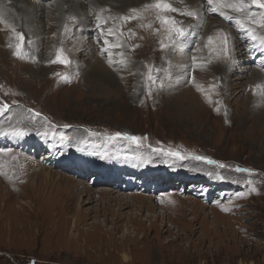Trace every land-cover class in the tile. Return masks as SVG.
<instances>
[{"label": "rangeland", "instance_id": "obj_1", "mask_svg": "<svg viewBox=\"0 0 264 264\" xmlns=\"http://www.w3.org/2000/svg\"><path fill=\"white\" fill-rule=\"evenodd\" d=\"M35 2L39 3L38 0ZM187 2L178 9L180 12H203V8L195 9L199 0ZM201 3L209 6L206 0ZM144 6L135 8L141 10V19L130 22L150 24L151 27L134 32L135 42H127L118 36L115 41L107 38L116 43L118 37L122 42L129 68L115 67L120 59L116 55L118 47L107 50L113 55V69H99L102 75L95 73L97 69H53L52 60L45 62L41 54L42 44L46 42L47 47L52 44L40 34L30 39L31 32L27 28L15 29L12 35L15 44L16 33H23L25 37L23 58L14 55L15 45L5 54L0 51V106L8 105V111L0 114V131L24 128L28 132L24 137L33 143L13 145L20 139L16 137L15 141L8 137L12 142L9 145L0 143V264H264V154L260 152V140L255 141L257 135L252 137L251 133L258 123L254 116L260 108L261 96L264 102V94L258 93L259 101L249 107L251 93L246 91L251 82L258 81L252 79L259 72L249 71L244 76L233 74L234 78L240 79L237 81L240 87L232 94L227 86L221 91L224 98L217 102V109L226 113L224 120L211 114L200 93L197 99L202 107L195 109L197 115L185 116L183 113L182 117L173 111L178 109L179 103L182 106V95L204 90L205 82L200 76L195 78L196 73L210 75L213 72L208 60L204 63L196 60L193 65L194 53L196 58L198 53H204L202 30L198 32L199 18L180 14L183 21H176L187 32L170 41L164 26L156 19L157 10L144 11ZM250 10L257 11L254 7ZM213 17L207 19V23L215 24L217 21ZM207 23L203 25L204 36L216 38L217 33L212 35L216 26L206 27ZM228 26L238 32L234 22ZM108 29L98 23L93 30H84L75 37L63 27V37H70L63 48L72 65L83 61L92 63L94 56L106 48L103 41ZM232 33L233 30H228V34ZM257 33L264 34V31ZM142 34L147 37L140 38ZM37 41L41 45L38 50L33 49L38 44L33 42ZM176 41L179 43L174 49L184 45L190 51L186 81L188 86H193L162 103L159 100L156 107L157 98L146 101V93L155 84L160 85L161 80H164V87L167 81L181 76L180 69L170 72L171 67L167 64L174 52L169 48ZM250 42L245 39L243 44L253 53L250 55L248 51V57L254 56L252 65L264 73V52H256L257 45L252 47ZM74 44L84 49L85 57L79 61L70 55ZM130 45L143 47L145 54L138 58L141 61L135 59V54L131 55ZM242 48L235 47V51L242 53ZM214 49L213 52L221 53L218 48ZM0 50L5 51L4 48ZM30 53L39 59L35 61ZM88 53H93L90 60ZM225 56L221 54L227 63ZM210 64L214 65L211 61ZM231 65L236 66L237 60ZM247 65V62L240 63L238 68L243 71ZM136 66L141 69H135ZM146 67L152 70L151 75L157 77V81L145 79ZM216 67L215 71L220 73L222 66ZM227 70L228 66L224 72ZM64 76L68 77L67 81L62 78ZM218 77L222 83L224 77L221 75L208 77L209 85L205 90L209 94L220 92L215 87L219 85ZM251 87L256 89L257 85ZM182 107L181 110L186 108ZM35 113L41 115L37 117ZM262 122L261 134L264 135V120ZM45 132L47 136L43 135ZM117 132L142 137L141 145L123 139H108ZM61 135L66 136L67 141L61 142ZM37 137L41 138V148L34 144ZM54 143L60 147L52 151ZM154 148L163 151L154 152ZM168 150L178 151L185 158L169 156ZM60 155L72 157L76 163L87 166L82 168L69 160L65 165L70 169H61L57 162ZM195 156L207 157L226 167L207 164L194 159ZM94 162L110 166L120 187L114 189L100 182L98 185V173L87 172L89 167L96 169L99 165ZM236 169L250 171L238 172ZM136 171L140 177L143 171L155 175L149 179V185L143 187L146 180L141 179L140 187L134 189L135 182L129 178L137 176ZM47 173L50 175L46 176ZM50 176L53 180L48 181V189L44 188L38 205L34 206L29 198L39 195L37 188L44 184L45 177ZM60 176L64 179L57 182ZM168 176L170 181L166 180ZM109 177V181L113 179ZM57 187L66 191L67 200L73 199V212L64 208L56 210ZM102 189L112 198L124 195L126 201L137 199V202L120 208L114 199L111 202L100 198ZM86 190L94 195L90 198L86 194L78 196ZM7 191L14 198L6 195ZM70 194L85 203H77V198L69 197ZM38 206L41 216L35 217ZM78 208H82L79 217ZM44 215L46 218H42Z\"/></svg>", "mask_w": 264, "mask_h": 264}, {"label": "bare ground", "instance_id": "obj_2", "mask_svg": "<svg viewBox=\"0 0 264 264\" xmlns=\"http://www.w3.org/2000/svg\"><path fill=\"white\" fill-rule=\"evenodd\" d=\"M35 1H33V0H0V48H4V50H5V51H2V50H0V51L3 52L4 54H5V52H8V49H11L15 45L14 36H12L14 34V32L12 31V29L13 28L14 29H18V28H25L26 29L27 28L28 30L30 29L29 31L31 32L29 34L30 39L33 36H38V34H40L41 37L43 36V38H48L47 41L52 44L50 47H47L45 45L46 42L44 43V41H42V43H44V44H42L43 48L41 49V54H42V59L45 60V62L50 61V60H52V61L55 60L57 53L60 50H62V54H63L64 58H66L68 61H70L67 53L64 51V48H63V45L65 43L69 42L68 41V38H70L69 35L71 33H74V36L76 37L77 34L79 35L84 30H93V27H96V25L98 23L101 24L100 21L97 20V16H100L103 19H107L108 22L106 24H104V26L119 30V32L117 33L118 37L126 39L127 42H135V38L133 37L134 35L130 36L129 33L130 32H133V33L137 32L138 33L139 31H142L145 27H141L140 25H142V24L145 25V24L144 23H135V21L130 22V23H125V22H123L122 17L125 15H130L131 9H135L138 6L147 5V3L151 2V0H83V1H81V0H48V1L38 0L39 3L35 2ZM168 2L171 3L177 9L182 8L183 5L188 3L187 0H168ZM196 5H197V8H195V9H197L198 11H199V9L203 8V12L201 14H196V17L199 18L198 32H199V30H202L201 36H202V40L204 41V43L202 44L203 48H201V49H202V51H204V53H198L199 54L198 58H196L197 54L194 53L195 58L198 62H201V63H204V62H206V60H208L209 61V67L211 69H213V72L210 75H205L202 72H198V73H196L195 78H196V76H200L202 78V80L205 82V86L209 85L208 77H210L212 79V78H214V76H220L221 75L224 78H223V82L221 83L220 79L218 77L219 85L215 86L220 90V92H218V93L213 92V93L209 94L208 92H206L205 86H204V90L202 92L199 91V92H195L193 94L191 91H189V92H187L189 95L183 94L182 98L180 100L182 102V106H185L186 108L184 110H181L180 107H182V106H180V103H179L178 104L179 106L177 107L178 109L173 110V111H176L179 114L183 115L182 117H184L183 113H185V116L186 115L187 116L188 115H193V116L197 115L196 114L197 112L195 113V111H196L195 109L200 108V106L202 107L200 101L197 99V94L200 93L201 94V97H200L201 100L206 99L203 104L206 108H208L210 110L211 114L218 116L222 120H224L226 113L224 110L222 112V111H219L217 109V102L221 101L220 99L224 98V92H221V91H223L227 86L229 87L232 94H235L234 91L240 87V83L237 82V81H240V79L234 78L233 74L242 73L241 76H244L249 71L250 72L258 71L261 74V76H260L259 73H255L252 81H255L256 78L258 81L251 82L250 88L248 90H246L247 93H249V92L251 93V101H250L249 107L250 106L252 107L256 101H259L258 100L259 99L258 93H260L261 95H262V93L264 94V73L260 69H257L255 66L252 65V57H254V56H252V57L249 56L250 58L248 57V54H249L248 51L251 52V49L248 48V51H247V49L243 45L244 40L246 39L244 37V34H240L239 30H238V32H236V29H233V28L228 26L229 23H231V22L233 23V20L225 19L222 15H220L219 12L216 11L215 5L207 6L205 4H202L201 0H199V2L196 3ZM53 7L55 9H53ZM51 8L53 10H50ZM221 11L227 12V14L229 16L233 17V19H235L237 16L240 15L238 13L232 12L229 9H222ZM97 12H100V14L97 15ZM167 15L170 17H173L175 20H178L180 22L183 21L180 19L181 17L179 18V15H180L179 12L167 13ZM213 15H215L216 17L214 18ZM188 17H186V18H188ZM210 17H213L214 20L217 22L215 24L207 23V19H209ZM190 18H193V17H190ZM94 22L96 24H94ZM205 23H207L206 27L209 25H210V27L216 26V28L212 34V35H215L217 33L218 36L216 38H214L213 36H208V37L204 36L203 28H205V26L203 27V25ZM40 27H42V30ZM63 27H66V31L69 32V35L67 36V38L63 37V32H62ZM253 27L257 31H261V32L264 31V29L259 28L255 25H253ZM230 29L233 30L232 34H228V30H230ZM221 33H225L229 37L228 52L230 54H228V55L223 50L222 45L220 43ZM99 36H101V34H99ZM105 36H106V39L112 38L111 39L112 41H115V39H116V36H108L107 34H105ZM139 37L142 39H145L147 37V35L142 34ZM209 37L213 38V43L211 45L208 43ZM33 43L34 44L38 43V44L33 46V49L38 50L39 49L38 47L41 46L39 44V42L37 41V42H33ZM178 43L179 42L176 41V43L173 44L172 47L169 48L170 51H174V52L171 53L172 58L168 59L167 64L170 65V67H171L170 72L172 70L174 71V69L175 70L180 69L179 73L181 74V76L175 78L173 81H167V83L164 87L162 85V82L164 80H161L160 85L155 84L154 88H151L146 93V95L144 96V99L146 101L148 99H151L152 97H156L157 98V102L155 103L156 107H158L157 103H159V100L162 103L164 99H168L170 97L173 98V97L177 96V94H180L183 91H186L187 89L190 90V88L193 86V85L188 86L187 81H186L187 69L190 66V64H188V61L190 62V59H189V57H190L189 52L190 51L184 45L182 48L177 47V49H174L173 48L174 45H177ZM250 43H251L252 47L257 45L254 48L256 50V52L261 51L260 45L258 43H253L252 41ZM10 45H11V47H10ZM235 47H240V48L243 47L241 49L242 53H237L235 51ZM81 48H82V46H79V44H74L72 49H71L72 51H71L70 55H72L73 59L76 61H79L81 57H85L84 52H83L84 49H81ZM214 48H218L219 50H221V53L219 54L218 52H213L212 50ZM104 49L105 48L102 49L103 51L101 50L99 52V55L94 56L95 60L92 63L90 62L88 64L87 61H83V63H79L77 65H72L71 61L67 65H63L60 63H53L54 68L53 67L52 68L53 69H97L98 71L95 73L102 75L103 72L99 69H113V67H112L113 62L112 63L109 62V56H111V61H112L113 55L111 53H109L108 51H105ZM118 49H119V51L116 55H117V57H120V59L118 60L119 62L117 63V65L115 67H118V68L119 67L123 68L124 66L128 67L127 66L128 61L126 60L127 57L124 56L125 50H124L123 46L119 47ZM142 49H143V47H139L137 45H130V52H132L131 55L135 54L136 55L135 59L138 61H141V60H139V59H141L140 58L141 54H145V52H143ZM171 49H174V50H171ZM36 50H35V52H36ZM29 51H33V50L29 49ZM121 53H123V57H121V55H120ZM222 53H224V55H226L225 57L227 59V63H224V61H223L224 57H221ZM30 55L34 58L35 61H37L36 58L39 59L37 56H35V54L30 53ZM51 55H53V58H51ZM87 55L90 57L88 60H90L91 55H93V53H88ZM250 55H253V53L251 52ZM121 59L124 60L123 64H121V62H120ZM236 60H237V65L236 66H233V65L230 66V64H232L233 61H234V65H235ZM179 61H181V62H179ZM210 61L215 66L210 64ZM154 62H157V60H154ZM246 62L249 65H247L243 71L238 68L240 63H246ZM91 64H92V66H90ZM218 65L222 66V69H220L221 70L220 73H219V71H217V72L215 71V69L217 68L216 66H218ZM226 65L228 66V70H227V72H224V68L227 67ZM134 68L135 69H141V67H139V66H136ZM145 69H146V71H145L144 77H145V79H147V77L149 75V68L146 67ZM163 69H165V68H163ZM202 71H206V70L203 69ZM238 71H240V72H238ZM170 72H169V74H170ZM157 80H158L157 77L153 78V81H157ZM251 85H255V86L257 85V88L253 89L251 87ZM163 88H164V90H163ZM175 101H177V97H176ZM259 104H260L261 109L259 108L258 112L256 113V116H254L255 120H257L258 123H257L256 127L253 130H251V133H252V137L253 136L255 137V135H257V139L255 141L259 142V140H260V143H258V145L261 149L260 152L262 154H264V135L261 134L262 125H263L262 121L264 120V112L262 113V115H259V114H261V111L264 110V102L262 101V96H261ZM182 108H184V107H182ZM233 115H234V112H233ZM8 137L13 138V140L15 141V137H13V136H7V135L0 134V143L2 145L3 144H5V145L11 144L12 142L10 140H8ZM31 142L32 141L29 138L23 137V138H20L19 141H15L13 143V145L22 144L24 146L25 145L28 146ZM31 144H33V143H31ZM34 144L37 146L36 148H41L42 147L41 138L37 137V140H35ZM55 147L57 150L58 147H60V146L58 144L54 143L51 146L52 151H55L54 150ZM32 150H34V149H32ZM54 155H55V153H54ZM63 156L64 155L58 156V159H57V162L59 163L58 166L61 167V169H66L68 171L70 168H69V166L65 165V161L70 160V161H74V163H76L77 161L72 157H70L68 159V158H63ZM66 156H68V155H66ZM76 164H78V163H76ZM94 164H96V166H97L99 163L97 164V162H94ZM78 165L81 166L82 168L87 166V164L84 166H82L80 164H78ZM98 168L100 170H98ZM84 171H86V170H84ZM119 171H123V170H119ZM87 172H89V174H93L95 172L98 173V174H96V176H97L96 178L98 180V185L101 183L103 186H109V187H112L114 189L117 187H120L117 185L118 182L117 181L115 182L117 175L115 174V172L113 170H111L110 166H103V164L100 163L96 167V169L89 167ZM52 173H54V172H52ZM136 173H137V171H136ZM48 175H50V174L47 173L46 176H48ZM136 175L137 176H132L134 178H129L131 182H133V181L135 182V186L133 187L134 189L140 187L139 183H140L141 179L146 180V183L143 185V187L149 185V179H153L155 173L154 174H148V172L144 173V171H143V174L141 175V177L139 176V172ZM109 176H111L113 178L110 181L108 179V178H110ZM129 176H131V172H129ZM45 178H46V181L44 182L43 185L40 186L41 188L40 187H38L40 189L37 188V190H39V192H40L39 195L37 197H34V198L33 197L29 198L30 200H32V203L34 206L38 205L40 198H41V195L44 192V188L48 189V185H47L48 181L51 182L53 180L51 176H50V178H47V177H45ZM62 178L64 179V176H60V178H59V180H57V182L61 181ZM48 179H50V180H48ZM170 179H171L170 176H168V178H166L167 181H170ZM172 181H173V178H172ZM41 183H43V182H41ZM53 191L51 190L50 192L53 193ZM101 191L102 192L99 193L100 198H104L105 200H110V201L112 199H114V201L117 202V205H119L120 208H123V206H125L127 204H134V202H137L136 201L137 199L131 200L130 202L126 201L127 198L124 197V195H119L117 198H112L111 194L108 191L103 190V189ZM41 192H42V194H41ZM55 192L59 195L58 201H57L58 203L56 204V206H57L56 210L64 208L66 211H72L74 209V205L72 203L73 199L71 201L67 200V198L65 197L66 191H64L63 189L61 190L60 188L57 187ZM11 194L12 193L7 191L6 195H9V197L14 198ZM85 194L88 195L89 198L92 195H94V193L90 194L89 191L86 190V191H82V193L80 192L78 194V196L81 197ZM0 196H1V192H0ZM78 196L75 197L72 194L69 195V197H71V198H74V199L77 198V203L80 202L82 204L84 201L81 200V198ZM42 197H44V196H42ZM127 197L129 198V196H127ZM107 203L110 204V202H107ZM38 207H37L38 209L35 208V211H34L35 217L41 216L40 206H38ZM81 209L82 208L77 209V210H79L77 217H79V215L81 214V212H80ZM6 217H7V215H6ZM42 218H46L45 215L42 216ZM62 223H64V222H62ZM76 226H78V225H76Z\"/></svg>", "mask_w": 264, "mask_h": 264}, {"label": "snow or ice", "instance_id": "obj_3", "mask_svg": "<svg viewBox=\"0 0 264 264\" xmlns=\"http://www.w3.org/2000/svg\"><path fill=\"white\" fill-rule=\"evenodd\" d=\"M206 2L210 6L215 5L216 11L219 12V14L222 15L225 19L233 20V22L237 26L238 30L244 34V37L247 40L252 41L253 43H258L260 45V50L262 52H264V34H258L257 31L255 30V28L253 27V25H255L259 28L264 29V0H248V2H246V0H206ZM252 7L257 9V11H255V12L251 11L250 9ZM149 9L157 10L156 19L160 22L161 25L164 26L165 32L169 34V40L170 41L172 40V38L174 36L183 37L185 35L186 30L183 27L178 26V22L173 17L168 16L167 13L179 12V14H181V15H186V16H190L193 18L196 17V13L194 11L189 10V11L180 12V10L175 8L171 3L168 2V0H154L153 3L147 4L144 6V11H147ZM222 9H229L232 12L238 13L240 15L237 16L235 19H233V17L229 16L227 14V12L221 11ZM130 13H131L130 15H125L122 17L123 22L127 23V22H130L132 20L141 19V16H142L141 10L131 9ZM97 20L100 21L101 24H106L108 22L107 19H103L100 16H97ZM141 27H151V25L150 24L149 25H143L142 24ZM12 31L15 32V29L13 28ZM157 31H159V29H157ZM118 32H119V30H117V29L109 28L107 30V35L108 36H117ZM129 35L133 36V35H135V33L130 32ZM15 39H16L17 43L15 44L14 55L17 58H23L25 55V51H24L25 37H24L23 33H16ZM103 43L106 46V48L104 49L105 51H107L109 48H118V47L123 46L122 42L119 41L118 37H117L116 43H112L108 39H105L103 41ZM208 43L210 45L213 43L212 37H209ZM220 43L222 45L223 50L227 53L228 52V44H229V37L227 34L221 33ZM10 47H11V45H10ZM165 47H167V45H165ZM120 55H121V57H123V53H121ZM192 61H193V65H195L196 58L192 57ZM109 62L111 63V56H109ZM120 62H121V64H123L124 60L121 59ZM52 63H60L63 65H67L70 63V61H68L66 58H64V56L62 54V50H60L57 53L56 59L53 60ZM192 70L194 71V68ZM151 71L152 70L150 69L149 70V76H148V79L150 81L153 80V76L151 75ZM157 71H159V69H157ZM62 78L65 81L68 80L67 76H64ZM192 80L194 82V77H192ZM7 111H8V105L7 104H3L2 106H0V114H3ZM40 115H41L40 113H35V116H37V117H39ZM65 127H68V126L65 125ZM0 134L11 135V136L16 137V138H23L25 135L28 134V132L24 128L13 127L8 132L0 131ZM43 135L47 136L48 134L45 132V133H43ZM59 139L61 142H65V141H67L68 138L64 135H61ZM108 139L109 140L123 139V140L130 141V142L136 144L137 146H140L141 140L143 138L139 137V136H131V135H126V134H122V133L117 132L115 134V136H110V137H108ZM152 150L154 152H162L163 151V149H160V148H154ZM7 151L10 152L12 150L7 149ZM166 154L169 156H172V157H176L178 159H184L185 158L178 151L168 150ZM193 158L196 160L203 161V162L210 164V165H216L217 167H220V168L226 167V165L219 163L215 160L209 159L207 157H204V156H195ZM236 171H238V172H249L250 170H248V169H236ZM224 210L227 211L228 209H224Z\"/></svg>", "mask_w": 264, "mask_h": 264}]
</instances>
